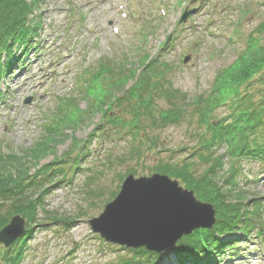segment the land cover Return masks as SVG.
<instances>
[{"label":"rangeland","instance_id":"obj_1","mask_svg":"<svg viewBox=\"0 0 264 264\" xmlns=\"http://www.w3.org/2000/svg\"><path fill=\"white\" fill-rule=\"evenodd\" d=\"M36 1L32 42L13 49V66L0 82V180L8 187L14 180H44L29 190L39 202L33 223L22 218L24 233L8 248H21L20 264H108L142 248L106 243L88 221L101 214L130 172L149 177L159 161H193L200 132L190 114L193 102L203 104L214 92L217 74L234 62L249 34L264 47V27L256 30L264 23V0ZM185 13L190 14L179 23ZM154 60L155 70L163 71L155 81L178 93L186 113L165 128L153 127L146 116L131 127L125 123L132 120L133 103L124 94ZM120 73H129L125 83L116 82ZM241 94L262 111L264 68ZM103 98L109 101L99 110ZM154 103L163 108L161 99ZM229 107H217L211 120L226 118ZM226 149L222 143L212 150L223 158L222 172L237 162L238 190L258 199L257 218L264 226V169L253 160L231 162ZM215 225L216 219L203 231ZM256 231L226 237L239 242L221 262L264 264V234ZM179 241L171 250L146 252L160 257L159 264H179ZM8 248L0 245V254Z\"/></svg>","mask_w":264,"mask_h":264},{"label":"trees","instance_id":"obj_2","mask_svg":"<svg viewBox=\"0 0 264 264\" xmlns=\"http://www.w3.org/2000/svg\"><path fill=\"white\" fill-rule=\"evenodd\" d=\"M36 2L0 0V82L13 66V62L11 63L13 49L26 48L32 42L34 31L38 27L35 20L31 19L36 11ZM261 26L264 27V23L256 29L259 33ZM158 60L148 65V69L146 68L138 77L134 87L124 94L125 101L131 100L134 108L131 112L132 120L125 123L126 125L134 126L139 123L140 116H146L153 127L165 128L178 124L186 113L185 102L178 103L181 101L178 100L181 99L177 96L178 93L167 90L165 84L162 86L163 83L158 84L155 81V76L163 77V71L158 73L157 69L155 70L156 65H159ZM263 68L264 47L259 38L249 34L245 39L244 49L239 52L234 62L217 74L215 90L205 99L204 106L202 104L204 100L196 99L193 102L194 109L190 114L197 117L196 123L200 131L195 140L196 148L190 153L193 161L183 160L180 164L159 161L150 169L152 174L165 175L176 180L183 188L193 191L203 203L211 205L215 211L216 225L212 231L196 230L179 241L174 250L179 264H223L221 260L225 256L224 253L233 252L239 242L225 241L226 237L238 232L245 238L252 229L258 230L256 231L258 236L264 234V226L259 225L257 218L258 199L255 197L246 199L244 193L238 190L237 174L240 171L234 166L236 160L243 159L253 160L264 169V107L258 113L250 101L245 97L243 99L244 95L241 94V89L247 87ZM128 74H117L116 77H119L116 78V82L125 83ZM231 97L233 98L228 100ZM104 99L98 101L99 110L109 101V98ZM156 99L163 101V108L155 109L153 104ZM242 100L244 102H241ZM228 104L230 109L227 117L212 121L210 114L217 107ZM69 106L67 105L66 109ZM77 114L73 112L70 118L74 120L73 115ZM115 123L120 124L118 117ZM238 140L242 142L238 143ZM222 143L227 147L228 159L235 162L229 165L228 172H222L223 158L216 156L212 150L215 144ZM40 147L38 151L43 152L41 151L43 148L40 150ZM200 165L202 167L198 172ZM44 170L46 173L47 169ZM130 175L135 176L134 171L130 172ZM30 179L26 182L23 179L14 180L11 187H8L4 180H0V230L17 215L23 218L27 225L33 223L39 202L32 199L29 190H37L44 179L38 182L36 176ZM115 195L116 193L112 192L110 197L113 199ZM17 248L3 250L0 254V264H20L23 251ZM129 255L108 264L160 263V257L148 254L143 249L130 250Z\"/></svg>","mask_w":264,"mask_h":264},{"label":"water","instance_id":"obj_3","mask_svg":"<svg viewBox=\"0 0 264 264\" xmlns=\"http://www.w3.org/2000/svg\"><path fill=\"white\" fill-rule=\"evenodd\" d=\"M190 13H185L179 23ZM214 224L211 205L200 202L191 191L160 174L127 176L101 214L88 221L91 232L106 243L157 254L171 250L192 232L209 230ZM23 233L24 220L12 217L0 230V245L8 248Z\"/></svg>","mask_w":264,"mask_h":264}]
</instances>
